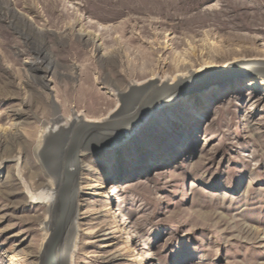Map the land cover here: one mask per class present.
Wrapping results in <instances>:
<instances>
[{
    "label": "rangeland",
    "instance_id": "374dc122",
    "mask_svg": "<svg viewBox=\"0 0 264 264\" xmlns=\"http://www.w3.org/2000/svg\"><path fill=\"white\" fill-rule=\"evenodd\" d=\"M252 13L264 19V0H0V264H37L46 206L29 200L49 182L36 157L47 123L103 118L115 90L151 76L264 58ZM231 38L235 53L206 54ZM255 76L181 96L83 156L72 264H264Z\"/></svg>",
    "mask_w": 264,
    "mask_h": 264
},
{
    "label": "water",
    "instance_id": "95a60500",
    "mask_svg": "<svg viewBox=\"0 0 264 264\" xmlns=\"http://www.w3.org/2000/svg\"><path fill=\"white\" fill-rule=\"evenodd\" d=\"M243 72L264 79V69L252 71L249 69ZM240 74L226 68H206L178 74L172 80L169 77H165L163 81L157 78L143 93L138 94L135 105L133 103L125 112L101 120L88 119L81 114L69 132L54 198L47 213L46 223L43 222L46 234L37 254V264H61L69 222L72 220L77 222L78 219V197L83 169L81 152L86 150V142L90 137L99 135V144L92 148L95 153L109 146L116 138H122L126 133L132 132L143 117L158 105L173 102L193 92L194 94L204 92L210 86ZM123 98L125 97L120 100L124 101ZM107 138L115 139L103 143ZM36 157L42 167L40 153L37 150Z\"/></svg>",
    "mask_w": 264,
    "mask_h": 264
},
{
    "label": "bare ground",
    "instance_id": "6f19581e",
    "mask_svg": "<svg viewBox=\"0 0 264 264\" xmlns=\"http://www.w3.org/2000/svg\"><path fill=\"white\" fill-rule=\"evenodd\" d=\"M193 7H194L193 5L190 6L191 9ZM12 13H14V11ZM248 18H249V21L251 22L250 26L260 24L264 20L261 15H258L256 13H252L251 15H249ZM249 29H252V27H249ZM234 39H238V42L242 43V45L240 46L241 51L252 49V46L246 47L244 45V44L249 43L248 40H250L251 38L242 36V37H238ZM233 42L234 40L231 38L227 41L225 45L207 46L205 48L206 54L212 56L214 61L221 60L225 56L235 53V49L233 48ZM206 68H215V69L216 68L217 69L226 68L229 71L233 70L236 73H241V75L242 74L253 75V74H247V72L244 73L243 70L250 69L252 71V70H257L259 68L264 69V58L235 59L232 61H228L222 66L203 65L201 66V68L189 69L183 73L199 71L201 69H206ZM44 69L45 71L49 70V68L46 66L44 67ZM183 73H177L176 75L183 74ZM157 78H158L157 76H151L145 79L144 81L142 80L141 82H131L125 88L115 90L113 95L116 98L117 105L110 112H108V114L105 117L100 118V119H95V120H101L109 116L116 115L117 113L125 112V110H127L128 107L130 108V106L133 103L135 105L136 103L135 100L138 94H140V92L143 93L149 85H151L154 81L157 80ZM173 78H170V79L172 80ZM159 80L163 81L164 78L159 79ZM122 97H125L123 98L124 101L120 100V98ZM166 104L168 103H165L163 105H166ZM160 106L162 105H158L157 107L153 108L146 116L143 117L142 121L137 126H135L132 132L126 133L122 138L115 137L116 139L115 138L104 139L103 143L112 141L110 139H115L112 142H110L109 146L105 148L113 147L114 145L118 143H122L125 139H127L130 135H132L134 131L138 129L141 124H143L146 121L148 116L153 111L157 110ZM80 115L81 114L79 113H76V114L73 113V115H71L70 118H67L65 120H62V117L57 116L58 120L56 122L52 121L50 123H47L41 131L39 143H38V146L36 147V150L38 151V153H40V158L43 164V166L41 167V170L46 176H48L49 182L45 183L37 191H34L31 193L33 194L32 196H34L36 200H38L39 202L37 201L33 202L31 201V199L29 201L32 203H41L46 206V218L44 220V224L46 223L47 213H48L49 207L52 204L56 185L59 180V175H60L61 167H62L63 153L65 151L66 143L69 137V132L73 124L78 120V118H80ZM6 137H9V136H5V137L0 136V141L2 138H6ZM98 137L99 135L95 134L87 140L86 150L81 152V161L84 155L94 153V151H92V148H95L94 146L99 144ZM105 148L100 149L98 151H103ZM79 206L80 205L78 203V212H79ZM76 223L77 222H73V220L69 222V225H68L69 230L65 237L66 240H65V245L63 248L61 264H72L71 259L75 251V246H76L78 232H79V230L76 229L77 227Z\"/></svg>",
    "mask_w": 264,
    "mask_h": 264
}]
</instances>
